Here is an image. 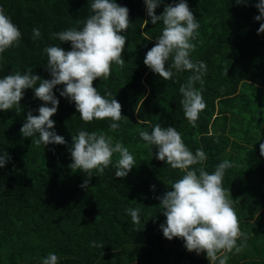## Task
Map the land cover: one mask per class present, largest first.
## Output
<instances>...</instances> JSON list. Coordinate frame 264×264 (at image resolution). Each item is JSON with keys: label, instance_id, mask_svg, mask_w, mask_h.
Wrapping results in <instances>:
<instances>
[{"label": "trees", "instance_id": "16d2710c", "mask_svg": "<svg viewBox=\"0 0 264 264\" xmlns=\"http://www.w3.org/2000/svg\"><path fill=\"white\" fill-rule=\"evenodd\" d=\"M91 2L0 0L22 33L19 47L0 54V79L28 68L51 79L43 49L59 45L71 50V42H60L52 33L82 28L92 14ZM178 2L163 0L156 15L163 13L165 5ZM257 2L237 5L235 0H187L200 23L191 58L207 64L203 77L207 106L196 127L185 118L179 92L192 73L179 72L163 80L144 64L164 27L162 22L151 23L144 0H116L129 9L132 23L122 33L127 36L125 64L122 69L113 64L107 80L93 82L102 95L111 91L122 105V116L127 118L117 122L118 130L109 128L110 119L81 120L75 103L60 96L64 85L53 90L59 106L51 119L65 145L38 146L32 143L36 137L20 133L27 112L38 115L43 104L35 98L34 89L25 90L20 101L23 111L0 110V154L7 152L11 157L0 168V264H42L49 253L58 256V264H210L206 253L188 252L182 239L169 241L160 230L166 217L155 197L171 190L169 182L183 173L158 160L157 149L140 137L139 130L151 132L157 123L175 127L193 152L202 149L207 155L203 166L209 173L225 159L240 165L226 170L223 186L230 189L234 200H240V227L250 238L248 248L230 254L228 264H264V156L260 155L264 143V33L257 34L264 21L254 20L259 15ZM34 28L41 32L35 41ZM257 109L263 110L260 118ZM79 130L102 132L119 140L134 155L136 166L124 178L115 177L112 165L103 175L94 170L88 188H82L87 176L69 167L68 150ZM117 159L114 154L113 164ZM129 208L140 209L139 225L132 222ZM93 242L104 246L94 247Z\"/></svg>", "mask_w": 264, "mask_h": 264}, {"label": "clouds", "instance_id": "9594fccd", "mask_svg": "<svg viewBox=\"0 0 264 264\" xmlns=\"http://www.w3.org/2000/svg\"><path fill=\"white\" fill-rule=\"evenodd\" d=\"M147 16L151 23H163L161 34L155 38V45L147 51L144 64L163 80L172 79L176 73L188 71L192 74L182 84L179 92L183 99L181 105L185 118L196 127L200 113L206 109L203 97L204 75L207 64L191 58L196 48L194 41L199 36L200 23L191 11L187 0H179L175 4H167L161 15L156 9L163 0H144ZM237 5L249 3V0H235ZM255 7L259 15L255 21H264V0H258ZM91 15L83 21V27H71L52 33V37L60 42H71V50L59 45L47 46L43 51L47 54L46 71L51 79H43L33 74L32 68L23 73L13 71L0 79V110L15 109L23 111L20 101L26 89H34V96L43 102L38 108V115L32 110L27 112L20 133L24 137H36V145H65V138L58 135L55 122L51 119L57 113L59 100L54 88L65 87L60 96L75 103L79 117L86 123L93 120L113 121L109 128L115 132L120 128L117 123L124 118L122 105L113 97L111 91L105 90L102 95L93 82L98 78L107 80L112 72L113 64L124 67L123 51L127 32L131 26L129 9L116 3V0H92ZM145 24L149 23L144 20ZM77 21V24H80ZM264 33V23L260 24L257 34ZM22 33L13 23L6 9L0 6V54L6 50L20 46ZM41 37L38 28L32 31L35 41ZM200 87L197 88L196 84ZM38 85V86H37ZM51 105L49 107L48 105ZM140 137L156 148V158L180 170L183 175L169 183L171 190L162 196L155 197L160 201L162 214L166 217L160 224L163 236L171 241L179 238L184 241L188 252L197 255L206 253L210 264H228L230 254H239L248 248L249 234L242 231L237 212L240 200L233 199L230 189L223 186L225 172L229 168L240 165L227 159L220 162L213 172L209 173L203 166L207 155L202 149L195 152L184 143L181 133L175 127H163L157 123L151 132L139 130ZM73 172L80 170L87 179L81 184L87 189L93 177L103 175L110 165L116 169L115 177L124 178L136 166V160L129 149L119 140L114 141L111 135L79 130L72 136V146L68 149ZM118 159L113 164V156ZM260 155L264 156V143L260 144ZM11 160L7 152L0 154V168ZM199 165V167H196ZM155 191V185L152 186ZM128 214L134 224L139 225L140 209L129 208ZM239 242V243H238ZM94 247L104 245L92 243ZM58 256L49 253L42 264H58Z\"/></svg>", "mask_w": 264, "mask_h": 264}, {"label": "rangeland", "instance_id": "374dc122", "mask_svg": "<svg viewBox=\"0 0 264 264\" xmlns=\"http://www.w3.org/2000/svg\"><path fill=\"white\" fill-rule=\"evenodd\" d=\"M261 99H259V101H260ZM257 105H258V108H260L261 106L257 103ZM260 111H263V110H258L257 109V113H256V116H258V118H260L261 117V114H260Z\"/></svg>", "mask_w": 264, "mask_h": 264}]
</instances>
